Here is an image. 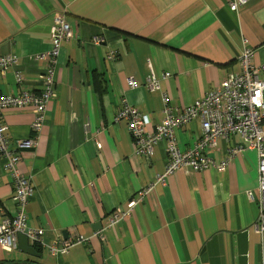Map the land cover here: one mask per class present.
<instances>
[{
	"label": "crops",
	"instance_id": "0c3cea01",
	"mask_svg": "<svg viewBox=\"0 0 264 264\" xmlns=\"http://www.w3.org/2000/svg\"><path fill=\"white\" fill-rule=\"evenodd\" d=\"M56 14L72 23L74 37L56 58L55 97L41 131L31 129V108L0 110V123L10 142L37 141L20 151L19 169L34 187L27 226L43 230L45 245L81 234L87 241L55 263L43 246L32 247L34 256L0 247V264H262L253 150L221 172L178 171L129 217L111 226L108 218L137 200L167 164L163 141L149 158L133 152L126 122L115 121L123 97L153 129L164 118L163 94L176 112L200 101L240 71L244 43L254 49L264 83V0L237 12L228 0H0V57L16 58L0 71V96L43 88L46 61L39 57L50 50ZM150 74L159 90L147 87ZM128 79L137 87L125 95ZM200 133L199 120L182 126L179 148H192ZM235 146L242 140L229 135L204 154L218 162ZM4 163L0 156V223L17 211Z\"/></svg>",
	"mask_w": 264,
	"mask_h": 264
},
{
	"label": "built area",
	"instance_id": "2783aa9c",
	"mask_svg": "<svg viewBox=\"0 0 264 264\" xmlns=\"http://www.w3.org/2000/svg\"><path fill=\"white\" fill-rule=\"evenodd\" d=\"M250 0H228L231 11L237 12L240 5ZM74 37L72 23L61 15L56 14L50 29L51 47L49 52L39 58L46 61L43 73V89L38 93L22 92L14 96H0V110L13 108L22 110L31 108L34 120L31 125L34 133H39L45 122L48 104L55 97L54 73L56 58L62 42ZM100 38L95 39L96 44L101 43ZM254 49L242 46L239 55L240 71L229 78L203 99L192 106L179 112L173 111L164 98V118L160 125L147 129L149 120L136 108L130 106L123 97L116 122L125 121L132 143V150L136 155L149 158L155 146L165 142L167 164L160 175H155L148 187L138 193L137 200H131L126 210H117L109 216V226L129 217L136 207L137 202L150 192L156 184L166 185L167 178L178 171L192 170L201 172L207 169L224 171L231 165L237 155L245 150H253L257 155V192H258V217L254 224L256 233L260 236L262 264H264V83L260 79V67L254 61ZM16 63L14 57H0V71H5ZM169 73L163 75L168 78ZM18 83L22 82L20 75L16 76ZM147 87L151 91L159 90V83L153 74L146 78ZM133 79L127 80L125 95L136 89ZM194 120L201 123V133L192 148L181 150L178 145V130ZM229 135H237L243 146H235L226 150L224 159L216 162L212 157L204 154L205 148H214L219 139H226ZM37 145L34 139L16 140L10 142L5 135V129L0 123V156L4 160V170L12 178L13 201L17 211L12 218H7L0 223V247L6 252L18 248V238L23 235L30 247L43 246L47 248L50 261L56 262L59 255L68 253L70 247L87 241L84 235L74 239H67L61 245L52 243L45 245L43 230L30 228L26 223V207L28 199L33 195L34 187L31 181L19 169L20 151L33 149ZM250 199L252 194L248 193Z\"/></svg>",
	"mask_w": 264,
	"mask_h": 264
},
{
	"label": "water",
	"instance_id": "95a60500",
	"mask_svg": "<svg viewBox=\"0 0 264 264\" xmlns=\"http://www.w3.org/2000/svg\"><path fill=\"white\" fill-rule=\"evenodd\" d=\"M18 248L20 251L29 254V255H36L35 249L28 246L26 238L23 235H20L18 238Z\"/></svg>",
	"mask_w": 264,
	"mask_h": 264
},
{
	"label": "bare ground",
	"instance_id": "6f19581e",
	"mask_svg": "<svg viewBox=\"0 0 264 264\" xmlns=\"http://www.w3.org/2000/svg\"><path fill=\"white\" fill-rule=\"evenodd\" d=\"M42 76H43V75H42ZM41 80L43 81L42 77H41ZM42 83H43V82H42ZM42 89H43V88H42ZM42 89H41V90H42ZM54 89H55V88H54ZM41 90H40V91H41ZM40 91H39V92H40ZM33 93H38V92H33Z\"/></svg>",
	"mask_w": 264,
	"mask_h": 264
}]
</instances>
